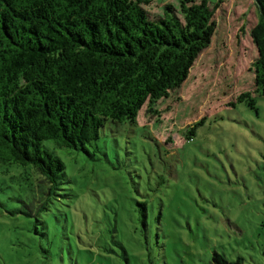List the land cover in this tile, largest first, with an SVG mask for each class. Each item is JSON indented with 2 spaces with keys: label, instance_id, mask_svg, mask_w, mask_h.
Segmentation results:
<instances>
[{
  "label": "trees",
  "instance_id": "1",
  "mask_svg": "<svg viewBox=\"0 0 264 264\" xmlns=\"http://www.w3.org/2000/svg\"><path fill=\"white\" fill-rule=\"evenodd\" d=\"M252 2L258 19L250 38L257 55L249 70L254 93L264 94V0ZM151 3L0 0V206L13 223L32 225L36 258L49 256L50 264H65L69 230L80 218L71 206L65 156L100 160L107 124L136 126L141 112L160 124L159 106L171 96L180 99L178 90L216 32L218 5L207 0L165 4L162 14ZM246 100L254 108L250 93L238 98ZM190 135L193 129L186 139ZM138 205L136 230L146 241L148 212L145 203ZM107 224L94 230L103 229L100 238L108 235L102 264L119 257L112 242L128 263V252L111 236L117 221ZM137 244L144 247L142 240ZM211 261L240 259L231 262L214 252Z\"/></svg>",
  "mask_w": 264,
  "mask_h": 264
},
{
  "label": "rangeland",
  "instance_id": "2",
  "mask_svg": "<svg viewBox=\"0 0 264 264\" xmlns=\"http://www.w3.org/2000/svg\"><path fill=\"white\" fill-rule=\"evenodd\" d=\"M207 1L218 5L216 32L178 90L180 99L159 106L161 123L141 112L136 126L107 124L100 160L65 156L71 206L80 216L69 230L65 264L106 262L108 235L94 230L109 221H117L111 236L129 254L126 263L112 242L119 254L112 264H212L214 252L264 264V94L254 93L249 70L258 14L252 0ZM165 4L178 7V0H152L149 7L162 14ZM244 93L254 108L238 101ZM140 203L148 212L146 241L136 230ZM2 214L0 206V264H50L49 256L36 258L32 225ZM91 236L94 242H86Z\"/></svg>",
  "mask_w": 264,
  "mask_h": 264
}]
</instances>
